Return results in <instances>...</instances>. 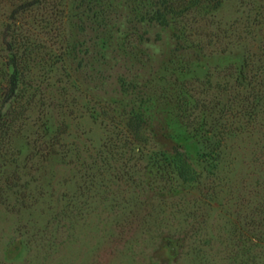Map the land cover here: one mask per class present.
Masks as SVG:
<instances>
[{"label":"rangeland","instance_id":"obj_1","mask_svg":"<svg viewBox=\"0 0 264 264\" xmlns=\"http://www.w3.org/2000/svg\"><path fill=\"white\" fill-rule=\"evenodd\" d=\"M0 264H264V0H0Z\"/></svg>","mask_w":264,"mask_h":264},{"label":"trees","instance_id":"obj_2","mask_svg":"<svg viewBox=\"0 0 264 264\" xmlns=\"http://www.w3.org/2000/svg\"><path fill=\"white\" fill-rule=\"evenodd\" d=\"M18 84H19V78L16 74V72L13 74L12 76V89H16L18 88ZM175 168H176V173L177 175L181 178V179H184V180H187L189 179L188 177V174H187V170L183 167V166H176L175 165Z\"/></svg>","mask_w":264,"mask_h":264}]
</instances>
